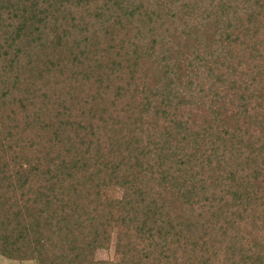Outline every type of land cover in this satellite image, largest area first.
Segmentation results:
<instances>
[{
  "label": "trees",
  "instance_id": "obj_1",
  "mask_svg": "<svg viewBox=\"0 0 264 264\" xmlns=\"http://www.w3.org/2000/svg\"><path fill=\"white\" fill-rule=\"evenodd\" d=\"M0 257L264 264V0H0Z\"/></svg>",
  "mask_w": 264,
  "mask_h": 264
},
{
  "label": "rangeland",
  "instance_id": "obj_2",
  "mask_svg": "<svg viewBox=\"0 0 264 264\" xmlns=\"http://www.w3.org/2000/svg\"><path fill=\"white\" fill-rule=\"evenodd\" d=\"M116 197L119 198L120 194L118 193ZM116 260H117V257L115 256L113 248H111L109 251H99L95 255V261H97L98 263H105V262L116 261ZM0 264H35V263L34 262H24V263L13 262L3 257H0Z\"/></svg>",
  "mask_w": 264,
  "mask_h": 264
}]
</instances>
